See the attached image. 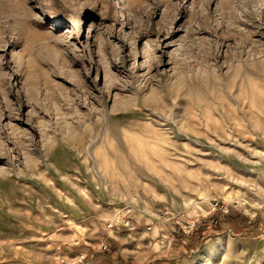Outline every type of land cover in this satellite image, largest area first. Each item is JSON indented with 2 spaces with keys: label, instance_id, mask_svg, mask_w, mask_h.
Returning <instances> with one entry per match:
<instances>
[{
  "label": "rangeland",
  "instance_id": "obj_1",
  "mask_svg": "<svg viewBox=\"0 0 264 264\" xmlns=\"http://www.w3.org/2000/svg\"><path fill=\"white\" fill-rule=\"evenodd\" d=\"M101 242L264 264V0H0V264Z\"/></svg>",
  "mask_w": 264,
  "mask_h": 264
},
{
  "label": "crops",
  "instance_id": "obj_2",
  "mask_svg": "<svg viewBox=\"0 0 264 264\" xmlns=\"http://www.w3.org/2000/svg\"><path fill=\"white\" fill-rule=\"evenodd\" d=\"M112 247L111 243H102L99 246L83 247L72 251L70 259L73 261L68 264H118L115 261L116 256L111 254Z\"/></svg>",
  "mask_w": 264,
  "mask_h": 264
},
{
  "label": "bare ground",
  "instance_id": "obj_3",
  "mask_svg": "<svg viewBox=\"0 0 264 264\" xmlns=\"http://www.w3.org/2000/svg\"><path fill=\"white\" fill-rule=\"evenodd\" d=\"M156 60V59H155ZM153 64V65H152ZM151 65L152 66H150L151 68L150 69H158V68H160V66L162 65V61H155L154 63H152ZM148 69V68H147ZM121 82V81H120ZM124 85V84H123ZM128 85V84H127ZM126 85V86H127ZM108 86H110V85H108ZM116 86V85H115ZM108 88V87H107ZM119 89V88H118ZM106 91H108V90H106ZM112 92V91H111ZM137 92V91H136ZM139 93V92H138ZM109 95V94H108ZM65 99V98H64ZM121 99V98H120ZM115 100V99H114Z\"/></svg>",
  "mask_w": 264,
  "mask_h": 264
},
{
  "label": "trees",
  "instance_id": "obj_4",
  "mask_svg": "<svg viewBox=\"0 0 264 264\" xmlns=\"http://www.w3.org/2000/svg\"><path fill=\"white\" fill-rule=\"evenodd\" d=\"M189 236H186L185 234H181L178 238L179 239H187Z\"/></svg>",
  "mask_w": 264,
  "mask_h": 264
}]
</instances>
